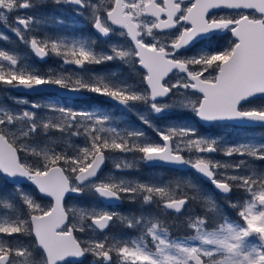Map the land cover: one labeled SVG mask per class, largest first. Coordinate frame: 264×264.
I'll return each mask as SVG.
<instances>
[{"label": "snow or ice", "instance_id": "obj_1", "mask_svg": "<svg viewBox=\"0 0 264 264\" xmlns=\"http://www.w3.org/2000/svg\"><path fill=\"white\" fill-rule=\"evenodd\" d=\"M43 2L0 0V20L20 10H35ZM55 3L73 5L79 15L87 10L85 19L100 36L118 34L124 43L98 53L95 41L48 35L27 39L35 25L48 21L27 13L17 15V26L11 30L37 58L52 55L64 65L85 70L87 65L118 61L139 80L130 84L114 73L88 78L79 73L44 75L18 66L16 55L0 50V61L7 65L0 63V87L29 92L54 88L57 93L77 94L70 99L91 93L128 111L142 105L162 120L174 115V110H186L205 125L230 121L245 127L264 126V0ZM220 9L228 11H213ZM226 35L231 39L220 50L205 44ZM41 108L48 114L33 111ZM31 109L14 112L0 107V178L14 189L12 194L3 192L13 201L3 206L13 213L0 220V264H82L79 258L86 255L95 258L93 264H113V254L119 264H264V172L247 159H215V154L222 153L264 160V142L221 143L219 138L200 134L190 117L184 123L158 128L147 115L139 114L141 122L159 137L156 142L143 129H121L110 113L100 109L55 103H32ZM52 130L61 137H83L85 143L71 154L33 143ZM20 153L25 154L23 158ZM129 153L140 154L139 160L148 164L195 170L236 210L239 221L229 219L212 196L187 181L138 182L116 175L136 166L135 159H128ZM29 155L36 158L35 163L29 162ZM106 160H112L115 169L108 176L102 173ZM185 187L192 188V193ZM35 191L51 198L47 205L38 201ZM233 191L242 193L238 202L231 201ZM84 194L109 204L139 198L143 205H155L160 211L129 218L107 209L68 206V201ZM197 201H202L199 214L192 209ZM186 212L191 214L185 227L192 234L173 238L164 218L176 214L179 220ZM115 220L141 235L110 240L106 230ZM77 232L98 236L81 238Z\"/></svg>", "mask_w": 264, "mask_h": 264}, {"label": "rangeland", "instance_id": "obj_2", "mask_svg": "<svg viewBox=\"0 0 264 264\" xmlns=\"http://www.w3.org/2000/svg\"><path fill=\"white\" fill-rule=\"evenodd\" d=\"M20 11H23V10H20ZM17 15L18 14L15 12L8 14L6 20L0 21L2 24H4V27H6L8 32L11 34L13 33V31L11 30L12 27L7 25V21L13 17L16 18ZM28 15H31V13H28ZM37 18L39 17L37 16ZM47 21H48L47 23L35 25L34 29L30 31L28 34H26V38L31 39L33 35L40 36L41 38H43L46 35L52 36V33L50 32V30H52L53 26L50 23L49 19H47ZM0 35L3 36L0 38V50H6L11 54L16 55L18 59V66H24L22 65L21 61H22V58L23 59L25 58V55L21 56L19 54H16L10 51L9 48L6 47V45L1 44V42L6 43L9 37L5 33H2V28H0ZM51 57L53 59L52 65L46 66L45 69H38L36 67L29 66V65L25 67L29 69H34L38 71L40 74H44V75H49V74L51 75H56V74L71 75L74 73H79L85 78H88L90 75H112L114 73V72L100 73V72L92 71L90 68H87V67H86V70L85 69L78 70L75 65H64L62 59L52 56V55ZM0 63H3L5 64V66H7L6 62L0 61ZM125 67L127 68L126 72L121 73L120 71V78L126 79L128 83L130 84H135L138 81V79L132 82L131 77H130V75L134 74V72L131 71L129 66L125 65ZM114 74L118 78V72H115ZM21 101H26L27 103H22ZM32 103H37L41 105L55 103V104H60V105H64L67 107H72L70 106L71 103L63 104V103H60L57 99H53L49 97L27 98L17 93L15 89L0 87V107H3L7 110L14 111V112H22L25 109L33 110L31 109ZM252 106H255V105H252ZM100 110L110 113L114 121H116L117 126L120 127L121 129L123 128L143 129L147 133L149 138H151L153 141H156V142H160L159 137L156 135V133L153 131L152 128H149L147 125L141 122L139 118V114L143 113L144 115H147L148 119H150L152 123L158 128H164L173 123H184L185 118L190 117L191 118L190 122L192 126L196 127L198 131L200 132V134L205 135V136H210L212 138H219L221 140V143L236 144L238 142H264V130L263 131H243V130L235 129L230 126H215V127L209 128L206 131H202L201 127L195 121V117H193L192 113L186 110H174V115L170 116V118L168 119H163V120L156 117L155 115L148 114L142 105L134 106L133 110L130 111V114L128 115L122 113L121 111L115 108L109 107V106L101 108ZM33 111H38L41 115L48 114L46 108H41V109L33 110ZM53 141H55V143H52ZM33 143L36 145H39L40 148L51 147V148H54L56 151L63 150L71 154L77 148L82 147L85 141L83 137H70V138L61 137V134L57 130H52L50 133L41 135L38 138H36V140ZM218 154H219V158H217L216 160H219L221 162H230L228 161L230 160V158L247 159L249 162L253 160H259V159H253L250 157L248 158L240 157L238 155L227 157V156H224L222 153H218ZM24 155L25 154L22 153L21 157L23 158ZM185 155H188V154L185 153ZM139 156L140 154L138 153H129L128 159L129 160L135 159L137 161L136 166L124 172L116 173V175L122 176L129 180H135L138 182H148V181L167 182L165 181V176L163 175L162 172H159V171L151 172V171L143 170L144 162L139 160ZM28 160L29 162H32V163L36 162V158L30 155L28 156ZM107 164H108V167L105 173L103 174L104 176H108L115 171L112 160H107ZM221 171L223 170L221 169ZM180 180L187 181L195 185L203 194L209 195L198 185L194 184L193 179L191 177H188V176L180 177ZM24 190L29 191V189L27 188H25ZM184 190L188 191L189 193H192L193 191V189L190 187H185ZM127 200H129L131 203L137 204V208L139 210L138 212L139 216L141 214H144V215H150V214L158 215L159 214L160 210L155 205H151V206L143 205L142 199L138 198L136 200H130V199H127ZM5 201L9 203L13 202L11 199H9L8 196H3V197L0 196V220L7 219L12 216V214L11 215L7 214V211L11 209H6L3 206ZM38 201L42 203L40 200ZM197 202L199 204L197 206L202 205V201H197ZM68 206L73 207L74 205H68ZM197 206H195L193 210L195 211V213H200ZM94 207L97 209H107L109 211L118 212L123 216L129 217L128 214H126L123 210L119 209L118 207H106L102 203L100 206H94ZM190 214H191L190 212L185 213L183 217L184 218L183 221H186L187 216ZM115 221L116 223H112V227L109 233H107L110 240H120L122 238L131 240V239H136L141 235V232L139 230L128 228L126 224L122 222L121 220H115ZM73 222L78 223V218L74 217ZM190 234H192L191 230H190ZM97 236H98L97 233L89 232L87 233V235L82 234L81 238L95 239L97 238ZM180 238H184V237H180ZM114 255L115 254H113V256ZM90 257L91 258L89 259V262L90 264H93L94 262L93 256L90 255ZM114 258L116 257L114 256ZM116 259H115V262L113 261V264H119V261H117Z\"/></svg>", "mask_w": 264, "mask_h": 264}, {"label": "flooded vegetation", "instance_id": "obj_3", "mask_svg": "<svg viewBox=\"0 0 264 264\" xmlns=\"http://www.w3.org/2000/svg\"><path fill=\"white\" fill-rule=\"evenodd\" d=\"M186 2H190V0H186ZM93 3L100 4L101 0H93ZM74 8H75V6H73V5L57 4V3H55V0H44V2L39 4L35 10H31V11L30 10H23L17 14L18 15H24L25 13H27V14L31 13V15L34 17L38 16L39 18H43L45 20L49 19L50 23L53 26L52 30H50V32L52 33V36L66 37L67 39H70V40H72V39H83V40H87L89 42L95 41V44L93 45V47L95 48V50L98 53H103V52L108 51L110 45H113V44L121 45L124 43V38L120 37L118 34L112 35L109 38H104V37L100 36V34L97 33L94 28H92L89 21L87 19H85V17L87 15H89V12L87 10H82L83 15H79V14H77V12H75L73 10ZM218 12H226V10L225 11H218ZM146 19H151V18L149 17ZM59 21H63V23H60ZM7 25L10 27L16 26L17 25L16 24V18L13 17V18L9 19L7 21ZM20 27L22 28L23 26H20ZM0 28H2V33H5L7 36H9L8 41L6 43L1 42V44L6 45V47L9 48L10 51H12L16 54H19L21 56L25 55V58L24 59L22 58V61H21L22 65H24V66L29 65V66L36 67L38 69H45L46 66L52 65L53 59H52L51 55H49V60L46 63H44V64L39 63L36 60V58L34 57V55L32 54L30 48L28 46H26L25 43H23V41L14 32L12 34L9 33L8 30L6 29V27H4V24H2L1 22H0ZM155 31H157L158 35H160V36L164 35V33L160 30H155ZM173 31H175V30H173ZM1 37H3V36L0 35V38ZM230 39H231L230 35H226V36H222V37H214L210 41H205V44L208 45L213 50H220L223 47H226L228 45V41ZM86 67L90 68L92 71H96V72H100V73L118 72V78H120V71H121V73H123V72H126V69H127L124 64H122L118 61L112 62L110 64L87 65ZM77 69L80 70V68H77ZM130 77H131L132 82H134L137 79L139 80V77L136 76L135 73L130 75ZM21 95H23L27 98L49 97V98L57 99L60 103H63V104L71 103L70 106H72L73 108H76V109H80V107H77L78 106L77 102H89L90 103L89 106H91V109H101V108L109 106V107H112V108H115V109L121 111L124 114H127V115L130 114V111H128V110L124 111L118 107L113 106L112 104L107 103L105 100L108 98L103 97V96H98L95 94H91V93H84V95L87 96V99H85V100L60 99L57 96L50 95V94H43V95H39V96H26L24 94H21ZM257 103H260V102L257 101ZM81 107H83V106H81ZM83 108H85V107H83ZM81 110H83V109H81ZM195 121L198 123V125L200 127H203L200 125V123L197 121L196 118H195ZM212 127H215V126H212ZM230 127H232V126H230ZM203 128H205V127H203ZM233 128L243 130V131H263L264 130V128H236V127H233ZM205 129L208 130L209 128H205ZM217 158H219V154H215V159H217ZM239 160H241V159L230 158V160H228V161L232 162V161H239ZM250 164L257 171L264 172V160H253L250 162ZM143 170L151 171V172L152 171L162 172L163 175L165 176V181L177 180V179H180V177H184V176H188V177H191L192 179H197V180L202 181L199 177H197L191 171L184 172V171L174 170V169H170V168H159V167L148 168L145 166V162H144ZM249 174H250V170H249ZM211 189H212V186H211ZM211 194L212 195H210V196H212V198L216 201V203H218L220 205L221 209L225 210L226 215L229 217V219H231L233 221H239L240 218L238 216V213L236 212L235 209H232L230 207L229 203L222 198V195H219L213 189L211 191ZM241 196H242V193H240L239 191H233L230 195L231 201L232 202H238L240 200ZM11 211L12 210H8L7 214L11 215L13 213ZM174 215H176V214H174ZM183 217H182V219H184ZM113 223H116V221H114ZM111 227H112V225H111ZM111 227H110V229H111ZM75 234L78 236L79 232H77ZM22 239L27 241L29 238L23 237ZM114 256H113V261L115 262L116 258H114ZM93 260H95L94 257H93ZM116 260L118 261V259H116ZM82 264H90V262L88 260V256L82 262Z\"/></svg>", "mask_w": 264, "mask_h": 264}, {"label": "trees", "instance_id": "obj_4", "mask_svg": "<svg viewBox=\"0 0 264 264\" xmlns=\"http://www.w3.org/2000/svg\"><path fill=\"white\" fill-rule=\"evenodd\" d=\"M77 104H78L77 107H80V109H83V110H85V109L90 110L91 109V106H89V104H90L89 102H77ZM81 106H83L85 108H83ZM201 129H202V131H206V129L203 127H201ZM20 155H22V153H20ZM193 182L196 185H198L200 188H202L207 194L212 195L211 194L212 189H211L210 185L204 183L203 181L197 180V179H193ZM0 187H2V189H3V191L0 192V196H2V197L5 196V195H3V192H7L9 194H12L14 192L13 187L10 186L9 184H6L3 178H0ZM33 194L35 195V197L38 200H40L42 202V204H45V205L48 204V202H49L48 200L41 199L36 192H34ZM16 203H18V201ZM68 205H74L77 208L85 207V208L91 209L94 206H100L101 202L93 194H84L83 197L80 199H73V200L68 201ZM197 205H199L198 202L194 203L192 205V209ZM118 208L123 210L126 214H128L129 217H133V216L138 217L139 216V213H138L139 210L137 208V204L131 203L127 199H123L122 205L118 206ZM197 208H198L199 212L202 211V205L197 206ZM222 210L226 214L225 210L224 209H222ZM11 212H13V210ZM197 214H199V213H197ZM73 219H74V217L72 218V220ZM181 219H182V217L179 220L176 219V215H174V214L171 216H168L165 219V222L168 225H170L169 232L173 238L187 237L190 235V230L185 227L186 221H183V219L182 220ZM79 234H78V236L82 235V233H79ZM90 258H91L90 255H88V260Z\"/></svg>", "mask_w": 264, "mask_h": 264}, {"label": "water", "instance_id": "obj_5", "mask_svg": "<svg viewBox=\"0 0 264 264\" xmlns=\"http://www.w3.org/2000/svg\"><path fill=\"white\" fill-rule=\"evenodd\" d=\"M215 12H218V11H225L224 9H220V10H213ZM228 11V10H226ZM33 54V53H32ZM34 55V54H33ZM34 57L36 58V60L41 63V64H44L46 63L48 60H49V56L46 57L45 59L41 60L39 58H37L35 55ZM15 91L19 94H24L26 96H39V95H43V94H50V95H55L57 96L58 98L60 99H66V100H85L87 99V96L83 94V98H78V99H70L69 97L70 96H76L77 94H65V93H57L56 89H47V88H44V89H41L39 92H29L27 90H23V89H15ZM107 103L109 104H112L114 106V102L113 101H110L109 99H106L105 100ZM115 107H118L124 111H127L126 109H123L121 106H115ZM197 119V118H196ZM197 121L200 123L201 126L205 127V128H210L212 126H232V127H236V128H264V126H261V125H249V126H240L238 125L236 122H230V121H225V122H221V123H218V124H213V125H205L203 124V122L199 121L197 119ZM145 166L148 167V168H155V167H159V168H170V169H174V170H179V171H184V172H193L197 177H199L204 183L212 186V189L218 193L219 195H222L218 192V190H216L214 188L213 185H211L210 181L206 178V177H203L201 174L199 173H196L195 170L193 169H190V168H183L182 166H176V165H169V164H148V163H145ZM107 167H108V164H107V160L105 161V164L102 166V173L104 174L105 171L107 170ZM10 186H12L11 184H9ZM38 196L43 199V200H50L51 198L49 197H45L43 196L42 194H40L38 191H35ZM231 195V194H230ZM83 195H80V196H76L74 199H80L82 198ZM104 206L106 207H118L120 205H122L123 203V200L121 201H118V202H112L111 204L109 203H106L100 199H98ZM110 228L106 230V234L109 232ZM75 234V233H74ZM76 235V234H75ZM102 235V234H100ZM88 255H86L85 257H82V258H79L81 262H83L86 258H87Z\"/></svg>", "mask_w": 264, "mask_h": 264}]
</instances>
